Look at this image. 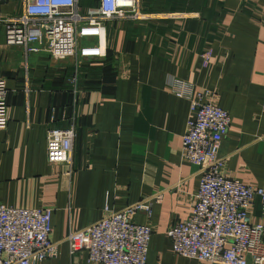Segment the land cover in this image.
<instances>
[{
  "label": "crops",
  "instance_id": "1",
  "mask_svg": "<svg viewBox=\"0 0 264 264\" xmlns=\"http://www.w3.org/2000/svg\"><path fill=\"white\" fill-rule=\"evenodd\" d=\"M85 6L90 0H82ZM143 21L107 25L108 57L74 67L47 56L25 58L0 25V76L8 88V123L0 130V204L52 209L58 254L41 264H91L70 252L71 230L160 193L151 215L147 264H208L183 258L167 231L191 213L199 167L182 154L190 100L169 77L186 80L230 115L220 142L225 174L264 188V0H140ZM22 2H0V18ZM210 49L208 64L202 52ZM75 125L69 164L50 163L52 127ZM255 222L259 201L249 208Z\"/></svg>",
  "mask_w": 264,
  "mask_h": 264
},
{
  "label": "built area",
  "instance_id": "2",
  "mask_svg": "<svg viewBox=\"0 0 264 264\" xmlns=\"http://www.w3.org/2000/svg\"><path fill=\"white\" fill-rule=\"evenodd\" d=\"M22 2L23 9L0 18L7 45L18 46L25 58L47 56L74 67L76 82L83 61H99L108 55L107 25L114 20L143 21L153 18L143 12L140 0H0ZM83 7L89 12H82ZM211 50L202 52L208 64ZM170 90L190 100L186 131L182 136L183 157L199 167V188L191 213L168 227L175 253L208 264H264V223L251 218L249 208L259 201L264 220V188L245 185L224 171L220 142L229 130L230 115L207 100V91H196L186 80L169 77ZM8 88L0 76V130L8 123ZM75 125L52 127L47 135L50 163L69 164ZM161 194L144 197L102 219L71 230L64 240L70 252L84 251L91 264H147L153 229L134 220L147 216ZM52 209L15 208L0 204V264H41L58 254L51 240Z\"/></svg>",
  "mask_w": 264,
  "mask_h": 264
},
{
  "label": "rangeland",
  "instance_id": "3",
  "mask_svg": "<svg viewBox=\"0 0 264 264\" xmlns=\"http://www.w3.org/2000/svg\"><path fill=\"white\" fill-rule=\"evenodd\" d=\"M82 12H89L88 8L83 7Z\"/></svg>",
  "mask_w": 264,
  "mask_h": 264
},
{
  "label": "trees",
  "instance_id": "4",
  "mask_svg": "<svg viewBox=\"0 0 264 264\" xmlns=\"http://www.w3.org/2000/svg\"><path fill=\"white\" fill-rule=\"evenodd\" d=\"M107 57H108V55L105 58H107Z\"/></svg>",
  "mask_w": 264,
  "mask_h": 264
}]
</instances>
